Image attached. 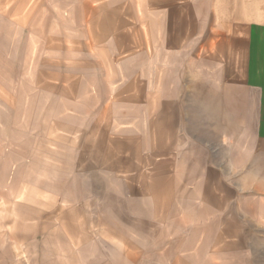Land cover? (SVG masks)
Returning <instances> with one entry per match:
<instances>
[{"label": "crops", "instance_id": "1", "mask_svg": "<svg viewBox=\"0 0 264 264\" xmlns=\"http://www.w3.org/2000/svg\"><path fill=\"white\" fill-rule=\"evenodd\" d=\"M80 1L48 39V88L33 91L47 148L30 152L13 193L25 180L67 224L77 203L78 241L110 243L115 264H264V29L237 45L198 31L197 0Z\"/></svg>", "mask_w": 264, "mask_h": 264}, {"label": "rangeland", "instance_id": "2", "mask_svg": "<svg viewBox=\"0 0 264 264\" xmlns=\"http://www.w3.org/2000/svg\"><path fill=\"white\" fill-rule=\"evenodd\" d=\"M196 5L198 31L205 25L212 26L214 38L228 35L230 41L241 45L243 37L244 43L247 40L250 26L264 29V0H197ZM82 6L80 0H0V185L5 191L3 200H0V213H4L0 235H3L6 250L5 264H115L116 258L107 256L111 251L110 243L99 246L98 242L95 245L93 241H78L82 227L80 232V227L74 224L75 217L72 218L77 203L69 205L67 224L59 207L52 209L51 216H48V195L29 193L25 180L19 183L24 186L23 189L20 187L21 193L15 194L12 189L16 172H24L32 165L30 152L44 153L47 148L43 144L46 125L41 120L43 116L47 117L41 114L45 106L43 99H38L34 92L48 88V81H45L48 79V64L47 60L44 61V56H48V39L52 33L64 32L69 25L66 19L70 10L83 9ZM52 7L56 12L62 10L63 18L58 15L48 17V9L52 10ZM241 51L234 56L237 58L234 72L239 74L244 62V50ZM33 62L37 68L29 66ZM30 69L33 75L37 74V81L23 82ZM26 94L33 105L20 109L23 100L29 102L28 98L22 97ZM29 109L34 113L29 114ZM29 140L38 145L29 146ZM14 154L24 159L16 162ZM34 164L40 186L48 180V162L43 160ZM50 236L53 241L48 239ZM96 250L105 253L106 257H94L98 255Z\"/></svg>", "mask_w": 264, "mask_h": 264}]
</instances>
